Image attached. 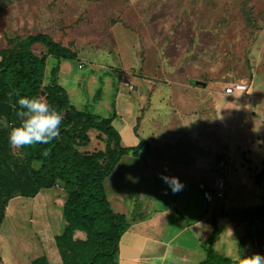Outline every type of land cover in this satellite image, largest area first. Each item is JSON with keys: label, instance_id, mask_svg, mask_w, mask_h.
Here are the masks:
<instances>
[{"label": "rangeland", "instance_id": "374dc122", "mask_svg": "<svg viewBox=\"0 0 264 264\" xmlns=\"http://www.w3.org/2000/svg\"><path fill=\"white\" fill-rule=\"evenodd\" d=\"M35 35H47L75 54L76 60L63 63L66 65L60 73L65 79L63 85L74 106L84 108L92 104L88 110L97 111L101 117L112 114L107 107L117 97L116 92L123 89L125 93L131 92L132 83L152 81L170 86L180 100L185 96L176 94L174 87L181 89V84L185 88L195 87L200 91L197 96L186 97L192 109H188L189 114L181 111L184 126H189L192 119L215 115L214 124L219 126L216 129L220 132L217 140L227 142L230 149V155L226 153L225 168H229L233 159L247 195L258 186L254 177L264 161V0H0V51L11 49L18 39ZM31 50L38 56L46 54L40 44L33 45ZM45 58L48 79L56 60ZM79 77L86 79L85 86L82 80L78 81ZM194 81L205 86L196 87ZM235 83L244 84L246 92L207 98L209 93H217L214 91L218 88L224 94V89ZM158 90L154 86V91ZM97 92H100L99 99L94 100ZM158 93L163 95L161 89ZM118 99L117 105L121 106L122 100ZM158 109L160 119L164 120L169 107L161 103ZM1 129L8 134L11 131L0 119ZM204 133L211 135L209 130ZM94 135L95 143L99 142ZM197 138L200 143L205 141L204 137ZM92 146L88 147L89 151L103 149L101 144ZM10 152L11 159L5 163L9 170L12 169L10 163L21 160L19 149L11 147ZM210 166L216 168L214 180L217 165L212 162ZM136 169L122 166L113 177L108 176L104 182L105 194L122 193L126 181L134 178ZM228 172L223 171L225 182ZM151 186L167 191L165 198L158 199L157 203L153 200L158 210L173 203L181 210V213L177 210V214L168 215L166 224L170 228L163 231L161 237L176 236L173 233L179 230V224L187 231L186 219L199 215L196 204L191 209L192 201L185 205L163 182L155 181ZM139 188V182L131 186V194H137ZM56 191L42 190L38 198L18 197L8 203L0 228V264H30L40 257H45L48 264H61L54 237L62 233L64 221L62 206L55 199ZM196 196L197 193L193 194L195 203ZM134 206L131 210L136 211ZM241 209L231 211L226 218L222 215L210 218L198 232L197 243L187 233L177 235L178 241L185 243L184 247L193 248L189 253L195 256H187L189 261L197 264L198 256L204 257L202 248L214 228L218 233L215 247L218 250L220 247L222 253L215 250L227 255L230 251L233 260L241 258L234 249L235 241L240 238V227L237 226L239 230L234 234L238 237L234 239L228 226L230 221L242 216ZM74 239L83 240L84 235L75 234ZM242 239L237 247L242 246Z\"/></svg>", "mask_w": 264, "mask_h": 264}, {"label": "trees", "instance_id": "16d2710c", "mask_svg": "<svg viewBox=\"0 0 264 264\" xmlns=\"http://www.w3.org/2000/svg\"><path fill=\"white\" fill-rule=\"evenodd\" d=\"M35 44L45 48L46 57L56 60L48 79L45 56L35 55L31 50ZM74 60V53L47 35L18 39L11 49L0 51V119L10 130L20 123L16 111L21 97H43L50 108L63 116L60 135L49 144L20 148L21 160L10 163L11 170L5 167L11 159L9 134L0 130V228L12 199H33L42 190L59 189L64 196L61 214L64 227L54 237V243L61 264H118L119 242L128 231L129 223L123 215L111 210L104 182L124 156L136 154V148L131 151L121 146L120 136L113 127L114 114L101 117L88 110L92 104L77 108L71 103L67 90L58 82V71L61 62ZM81 80L79 77L78 81ZM81 82L85 86L86 79ZM99 93L94 95V100L99 99ZM89 132L96 133L103 149L85 151L91 143ZM221 160L222 156L216 164ZM254 179L257 185L264 181V161ZM241 213L251 219L254 228L248 231L247 237L256 247V253L264 255L262 233L257 228L258 224L264 228V202ZM76 232L82 233L84 239H74ZM217 236L214 228L202 248L204 257L197 264H232L215 250ZM30 264L48 262L40 257Z\"/></svg>", "mask_w": 264, "mask_h": 264}, {"label": "crops", "instance_id": "0c3cea01", "mask_svg": "<svg viewBox=\"0 0 264 264\" xmlns=\"http://www.w3.org/2000/svg\"><path fill=\"white\" fill-rule=\"evenodd\" d=\"M63 63L66 62L60 63L58 71V82L62 86H64L63 82H65V79L61 78L60 73H63L62 68L66 66ZM154 86H157L159 90L161 89L163 95L158 93L159 90L155 92ZM130 87L132 91L129 93L123 92L125 91L124 89L116 92L117 97L110 104V106H113L107 107L108 111H112V114L115 115L113 127L120 136L121 146L131 151L136 148V154L131 152L124 156L111 174L113 177L114 173L122 166L127 169L137 167L134 178L126 181L123 188L126 193L122 190V193H118V196L105 194L111 210L114 213L123 215L129 223L128 231L119 242L118 264H196L192 260L189 261L190 257L195 256L189 253L192 247H184L183 244L185 243L178 241L177 235L187 233L189 238L197 243L198 235H200L198 232L205 228L210 218L217 215H222V218H226L235 209L242 208L239 211L242 212L248 208L262 205L264 202V181L257 187L255 186L254 189H251L252 192L247 195L244 185L240 182L241 178L239 177L237 166L232 159L227 169L229 172L225 182L224 199L206 201L199 186L213 184V171L216 168H212L210 165L212 162L215 165L221 156L223 159L226 158L227 152L230 155V149L227 142L220 143L217 140L219 131H217L216 127L218 128L219 126L214 124L215 115H213V118L207 115L201 119H192L189 124L193 127H190V125L184 126L182 120L184 116H181L183 113L181 111L187 114L188 109H192L188 106L189 101L186 97L187 95H192L193 99L200 91L197 92V89L191 86L185 88L182 84L181 89H175L174 87L176 94L180 93L181 96H185V98L181 97L180 100L175 97L170 86L162 85L161 83L152 81L139 82L137 84L132 83ZM214 92L217 93H209L207 98H215L217 94L219 98L220 96L230 97L222 94L219 88ZM161 96L163 98H159ZM117 98L122 100L121 106L117 105ZM161 103L169 107L168 114H166L167 117L164 120L160 119L161 113L158 109ZM171 107L176 108L177 112H174ZM193 113L190 112V114ZM192 117L195 118L194 115ZM198 121H201L200 126L205 128L204 131L209 130L211 135L198 130L200 128ZM92 134L96 136V133L89 132L91 143L88 147L92 145L97 147L100 143L97 141L95 143ZM197 137H204L205 141L203 139L202 143H200ZM139 143L140 145H138ZM87 148L85 151H89ZM92 151L93 149L89 152ZM161 173L179 178L185 187L177 193L176 198L179 199L181 197V201L185 202V205L192 201L193 206H191V209L196 204L197 214H199L198 216L192 215L189 219H186L187 223H184V226L187 231H183L179 224V230L173 233L176 234L174 237H170L168 234L162 238L161 234L170 228L166 224L168 215L177 214V210L181 213V210L174 207L175 203L161 210H158L153 205L154 199L157 203L158 199L166 197L163 188L162 190H156L151 186L155 181L162 182L160 179ZM138 182L140 184L139 192L133 196L130 187L137 185ZM256 188L259 189L257 193L255 192ZM144 190L145 192H143ZM61 191L58 189L54 195L56 202H60V205L63 206L64 196ZM195 193H197V203L193 202V194ZM39 195L40 193L35 198H38ZM134 205L137 208L136 211L131 210ZM226 220L223 219L224 222ZM228 224L234 239L238 237L234 234L239 230L237 226L241 230L240 238L234 243L236 253L238 251V255H241V257L251 255L253 252L256 253V247L253 246V242L247 237L248 231H253L254 229L251 226V219L242 214L238 220L233 219ZM257 228L262 233V245L264 246L263 225L258 224ZM75 234L82 233L76 232ZM240 239H242L240 242L242 246L237 247V242ZM216 242L214 247L217 245ZM234 249L232 253H234ZM218 251H220V247ZM223 251L225 252V249ZM220 252L222 253V250ZM230 254L231 252L228 251V255L225 253L221 255L229 258L232 264L234 262L237 263V259H231ZM187 256L190 257L187 258ZM198 257V261H200L202 258Z\"/></svg>", "mask_w": 264, "mask_h": 264}, {"label": "clouds", "instance_id": "9594fccd", "mask_svg": "<svg viewBox=\"0 0 264 264\" xmlns=\"http://www.w3.org/2000/svg\"><path fill=\"white\" fill-rule=\"evenodd\" d=\"M17 104L19 109L16 111V116L20 123L12 127L9 133V143L13 149L35 144H49L60 135L63 116L50 108L43 97H21ZM44 154H48L47 150ZM160 179L173 194H177L185 187L176 176L161 173ZM237 264H264V255L252 253L243 258L237 257Z\"/></svg>", "mask_w": 264, "mask_h": 264}, {"label": "built area", "instance_id": "2783aa9c", "mask_svg": "<svg viewBox=\"0 0 264 264\" xmlns=\"http://www.w3.org/2000/svg\"><path fill=\"white\" fill-rule=\"evenodd\" d=\"M79 68H82V66H80ZM129 89L130 91L132 90L131 87H129ZM245 92L246 86L242 83L231 84L224 89V94L228 96L242 95ZM225 163L226 158H224L217 164L216 177L212 185L199 186L202 191L203 198L208 202L224 199L225 178L223 177V171L227 170L225 168Z\"/></svg>", "mask_w": 264, "mask_h": 264}, {"label": "water", "instance_id": "95a60500", "mask_svg": "<svg viewBox=\"0 0 264 264\" xmlns=\"http://www.w3.org/2000/svg\"><path fill=\"white\" fill-rule=\"evenodd\" d=\"M194 85L195 86H201V87H204L205 86L204 83H201V82H198V81H194Z\"/></svg>", "mask_w": 264, "mask_h": 264}, {"label": "bare ground", "instance_id": "6f19581e", "mask_svg": "<svg viewBox=\"0 0 264 264\" xmlns=\"http://www.w3.org/2000/svg\"><path fill=\"white\" fill-rule=\"evenodd\" d=\"M49 240V239H48Z\"/></svg>", "mask_w": 264, "mask_h": 264}]
</instances>
